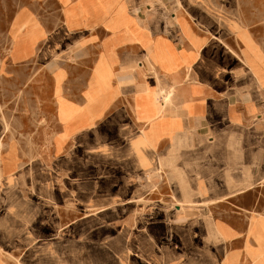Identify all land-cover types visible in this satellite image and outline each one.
<instances>
[{
    "label": "crops",
    "instance_id": "1",
    "mask_svg": "<svg viewBox=\"0 0 264 264\" xmlns=\"http://www.w3.org/2000/svg\"><path fill=\"white\" fill-rule=\"evenodd\" d=\"M181 2L26 0L16 10L10 30L30 17L41 32L28 55L10 51L9 59L13 66H35L37 107L50 109L38 128L44 152L65 157L84 134L97 140L95 128L115 123L117 131L111 138L102 133L92 150L100 145L130 156L136 177L159 172L160 158L193 135L211 140L222 125L251 129L264 120V5L246 4L239 13L238 5ZM131 201L120 191L87 195L82 218L126 226L131 218L122 206ZM181 212L177 207L173 215ZM251 212L231 210L222 234V222L214 225L229 248L223 258L208 254L211 264H240L247 242L256 246ZM199 246L206 250V243Z\"/></svg>",
    "mask_w": 264,
    "mask_h": 264
},
{
    "label": "rangeland",
    "instance_id": "2",
    "mask_svg": "<svg viewBox=\"0 0 264 264\" xmlns=\"http://www.w3.org/2000/svg\"><path fill=\"white\" fill-rule=\"evenodd\" d=\"M206 1L238 5L239 13L246 4L264 5V0ZM25 2L0 0V264H174L177 259L211 264L208 254L216 251L215 258H223L229 248L214 225L222 222V234L224 222H230L225 218L241 208L252 211L249 235L256 246L247 242L240 264H264V120L251 129L222 125L211 140L193 135L160 158L159 172L136 177L130 156L102 151L100 145L92 150L102 133L111 138L117 131L115 123L95 128L97 140L84 134L65 157L44 152L38 128L50 109L37 107L35 66H13L9 59L10 51L28 55L41 36L30 17L10 30L13 14ZM118 191L132 200L122 206L131 218L126 226L82 218L87 195ZM177 207L183 212L173 215ZM202 242L206 250L197 251Z\"/></svg>",
    "mask_w": 264,
    "mask_h": 264
},
{
    "label": "bare ground",
    "instance_id": "3",
    "mask_svg": "<svg viewBox=\"0 0 264 264\" xmlns=\"http://www.w3.org/2000/svg\"><path fill=\"white\" fill-rule=\"evenodd\" d=\"M25 24V23H24ZM25 27V26H24ZM35 27V26H34ZM37 28V27H36ZM22 29H24V28H22ZM20 37V36H19ZM168 95V94H167ZM171 95V94H170ZM170 95L168 96V98L166 97L165 99H166V101H168L169 100V98H170ZM171 103V102H170ZM42 123V122H41ZM45 124V123H44ZM10 128V127H9ZM4 139V138H3ZM2 140V139H1ZM11 144V143H10ZM1 147H2V145H1ZM10 147V146H9ZM9 152V151H8ZM7 152V153H8ZM31 156V155H30ZM19 175V174H18ZM132 177V176H131ZM152 178V177H151ZM131 179V178H130ZM145 194V193H144ZM233 195V194H232ZM144 202V201H143ZM208 202V201H207ZM212 202V201H211ZM210 202V203H211ZM51 206V205H50ZM182 209V208H181ZM181 211V210H180ZM12 217V216H11ZM8 219V218H7ZM10 219V218H9ZM15 219V218H14ZM78 219V218H77ZM13 220V219H12ZM7 221V220H6ZM8 222H9V220H8ZM27 222V221H26ZM13 226V225H12ZM16 226V225H15ZM26 227V226H25ZM20 230V229H19ZM151 230V229H150ZM161 230V229H160ZM154 231V230H153ZM151 232V231H150ZM21 233V232H20ZM10 239V238H9ZM4 252V251H3ZM9 258V257H8Z\"/></svg>",
    "mask_w": 264,
    "mask_h": 264
}]
</instances>
